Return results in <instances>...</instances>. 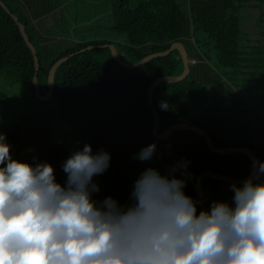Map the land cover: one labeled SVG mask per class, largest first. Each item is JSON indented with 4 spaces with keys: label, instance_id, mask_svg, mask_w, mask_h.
Listing matches in <instances>:
<instances>
[{
    "label": "trees",
    "instance_id": "1",
    "mask_svg": "<svg viewBox=\"0 0 264 264\" xmlns=\"http://www.w3.org/2000/svg\"><path fill=\"white\" fill-rule=\"evenodd\" d=\"M25 26L40 60L38 82L41 95L48 93V76L52 66L62 58L93 45L112 44L126 63L168 50L181 42L191 60L190 75L181 82L163 83L153 93L161 133L175 124L198 127L208 133L217 149L247 148L259 162H264V143L255 136L256 113L245 107L232 108L222 100L229 84L242 90L248 104L264 108V45L260 39H242L240 11L246 7L264 9V0H115L112 9L114 41L81 42L63 51L51 49L49 39L41 37L32 18L51 12V6L38 2L30 16L21 13L20 0H2ZM31 4V0H26ZM100 1V0H95ZM262 37L261 34H257ZM193 40V41H192ZM223 71L211 74V68ZM203 69L212 88L196 78ZM0 71L13 84L35 95L34 56L12 17L0 6ZM184 62L178 51L153 59L139 68L121 67L109 49H95L70 58L59 66L54 78L50 102L60 111L61 119L78 134L81 150L92 146L93 154L103 149L111 155L110 167L94 181L100 186L98 199L111 196L121 204L130 203V194L140 174L149 167L167 175L179 160L189 161L192 179L184 189L199 198L198 177L211 172L230 179L244 180L252 172V161L243 153L216 154L205 138L197 133L177 130L166 139L153 137L155 119L148 91L161 77L181 76ZM1 95V94H0ZM1 99V96H0ZM166 103L167 109L161 108ZM256 110V109H255ZM254 123V126H253ZM14 159L34 163L22 153L23 130L4 126ZM157 145L150 161L135 158L149 144ZM73 153V152H72ZM54 144L46 145L38 159L55 168L58 182L66 175L62 163L72 154ZM205 208L214 201L232 202V183L206 177L202 181ZM200 207V206H199Z\"/></svg>",
    "mask_w": 264,
    "mask_h": 264
},
{
    "label": "clouds",
    "instance_id": "2",
    "mask_svg": "<svg viewBox=\"0 0 264 264\" xmlns=\"http://www.w3.org/2000/svg\"><path fill=\"white\" fill-rule=\"evenodd\" d=\"M156 148L135 158L150 161ZM11 149L0 132V264H264V162L230 186L231 203L199 207L184 190L190 162L179 160L167 175L146 168L121 204L97 198L107 151H74L61 184L51 163L14 159Z\"/></svg>",
    "mask_w": 264,
    "mask_h": 264
},
{
    "label": "rangeland",
    "instance_id": "3",
    "mask_svg": "<svg viewBox=\"0 0 264 264\" xmlns=\"http://www.w3.org/2000/svg\"><path fill=\"white\" fill-rule=\"evenodd\" d=\"M20 0L19 8L25 16H30L38 2L51 6L50 15L41 18L37 28L39 34L50 38L48 44L55 45L51 49L58 51L74 48L77 44L90 41L108 40L114 41L111 27L113 26L112 9L115 0ZM183 7L186 0H179ZM242 39L246 41L255 38L261 40L264 45V9L246 7L240 11ZM42 28V30H40ZM262 37L257 34H261ZM211 74H223V71L211 65ZM196 78L203 84L212 88L203 69L199 70ZM12 79L0 71V130L10 125L23 130L21 150L29 158L38 157L43 148L48 144H54L70 153L79 148L81 142L78 134L64 123L60 111L54 102L43 101L32 92H25L19 85L11 83ZM230 89L223 93L224 103L232 108H255L264 114V108L254 107L242 99V90L229 84ZM254 110V109H253ZM255 118V116H254ZM254 126V123H253ZM258 139L257 136L254 137ZM81 144V143H80ZM31 149V151H29Z\"/></svg>",
    "mask_w": 264,
    "mask_h": 264
},
{
    "label": "water",
    "instance_id": "4",
    "mask_svg": "<svg viewBox=\"0 0 264 264\" xmlns=\"http://www.w3.org/2000/svg\"><path fill=\"white\" fill-rule=\"evenodd\" d=\"M0 6L12 17V19L15 21V23L17 24V26L19 27V30L27 44V46L29 47V49L31 50L33 56H34V63H35V76L33 79V83H34V87H35V95L37 98H39L40 100L43 101H49L52 96H53V91H54V78H55V73L57 71V69L59 68L60 65H62L64 62L68 61L70 58L79 55L81 53L87 52V51H92L95 49H109L111 51V54L113 56V58L115 59V61L123 68H127V69H134V68H139L142 65L146 64L147 62L153 60V59H157V58H163V57H167L169 56L172 52L174 51H178L183 59L184 62V72L181 76H173V77H161L158 78L157 80H155L152 85L149 88L148 91V97H149V102H150V106L152 108L153 114H154V119H155V126L153 128V137L155 139H160V140H164L166 139L171 133H173L174 131L177 130H186V131H191L197 134L202 135L207 143L208 148L216 153V154H228V153H243L245 155H247L250 160L252 161V163L254 161H258V159L256 158V156L254 155V153L247 148H227V149H217L214 147L212 140L210 138V136L208 135V133L198 127L195 126H189L187 124H175L171 127H169L168 129H166L165 131L159 133L158 129L160 126V119H159V115L158 112L154 106V101H153V93L154 90L156 89L157 86H159L160 84L163 83H176V82H181L183 80H185L186 78H188V76L190 75V65L191 64H195L194 60H191L189 57V54L187 52V50L185 49V46L181 43V42H176L174 44H172V46L161 53H155V54H151L147 57H145L143 60H141L138 63H134V64H130V63H126L125 61L122 60V58L119 56L116 47L112 44H106V45H93V46H89L85 49H82L76 53H73L65 58L60 59L59 61H57L51 68L50 72H49V76H48V93L43 96L40 93V86H39V82H38V75L40 72V60L38 57V52L36 47L34 46V44L31 42L30 37L27 34L26 28L25 26L20 22L19 18L13 14V12L8 8V6L2 1L0 0ZM259 162V161H258ZM206 177H211L217 180H221V181H226L229 183H236L237 185H240L243 183V181L245 180H235V179H230L221 175H217L211 172H205L202 173L197 180V188L199 191V196L200 199L202 200V204L200 205L201 208H205V192L203 189V185H202V181L204 178Z\"/></svg>",
    "mask_w": 264,
    "mask_h": 264
},
{
    "label": "crops",
    "instance_id": "5",
    "mask_svg": "<svg viewBox=\"0 0 264 264\" xmlns=\"http://www.w3.org/2000/svg\"><path fill=\"white\" fill-rule=\"evenodd\" d=\"M32 2V1H31ZM37 7L39 6H41V5H39V4H37L36 5ZM52 12V11H51ZM50 12V13H51ZM50 13L49 12H47V14L46 15H50ZM45 15H43V16H41V17H35V18H33V17H31L32 18V23L34 24V25H36V26H38L39 25V22L40 21H42L41 20V18H43ZM38 28V27H37ZM40 30H42V28L40 29ZM40 32V31H39ZM41 35V34H40ZM41 37H44V38H47V39H49L50 40V38L49 37H47V36H43V35H41ZM254 111H255V113H256V117H255V126L257 127V133H256V135H257V142L258 143H264V114L262 113V112H260V110H255L254 109Z\"/></svg>",
    "mask_w": 264,
    "mask_h": 264
},
{
    "label": "built area",
    "instance_id": "6",
    "mask_svg": "<svg viewBox=\"0 0 264 264\" xmlns=\"http://www.w3.org/2000/svg\"><path fill=\"white\" fill-rule=\"evenodd\" d=\"M193 41V40H192ZM198 61L197 60H194V63L196 64Z\"/></svg>",
    "mask_w": 264,
    "mask_h": 264
}]
</instances>
